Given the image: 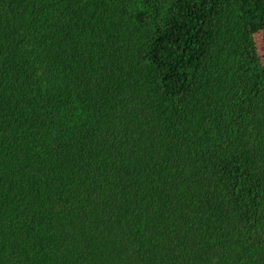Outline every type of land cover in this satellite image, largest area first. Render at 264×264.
<instances>
[{
  "label": "trees",
  "instance_id": "1",
  "mask_svg": "<svg viewBox=\"0 0 264 264\" xmlns=\"http://www.w3.org/2000/svg\"><path fill=\"white\" fill-rule=\"evenodd\" d=\"M0 264H264V0H0Z\"/></svg>",
  "mask_w": 264,
  "mask_h": 264
}]
</instances>
